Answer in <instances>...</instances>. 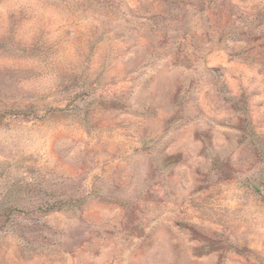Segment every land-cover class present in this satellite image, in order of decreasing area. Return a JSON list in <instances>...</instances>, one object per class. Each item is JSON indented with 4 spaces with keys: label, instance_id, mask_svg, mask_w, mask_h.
Masks as SVG:
<instances>
[{
    "label": "rangeland",
    "instance_id": "374dc122",
    "mask_svg": "<svg viewBox=\"0 0 264 264\" xmlns=\"http://www.w3.org/2000/svg\"><path fill=\"white\" fill-rule=\"evenodd\" d=\"M0 264H264V0H0Z\"/></svg>",
    "mask_w": 264,
    "mask_h": 264
}]
</instances>
